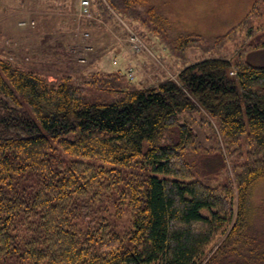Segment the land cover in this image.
<instances>
[{
	"label": "trees",
	"instance_id": "trees-1",
	"mask_svg": "<svg viewBox=\"0 0 264 264\" xmlns=\"http://www.w3.org/2000/svg\"><path fill=\"white\" fill-rule=\"evenodd\" d=\"M100 76L118 79L117 86L122 78L119 73ZM128 81H133L130 75ZM52 84L0 59V180L14 191L20 173L37 176L30 183L25 179L23 198L18 194L5 202L0 188V254L20 255L27 264H207V250L231 219L226 202L209 186L186 182V172L175 168L176 154L193 141L180 117L202 112L218 119L226 141L248 128L264 151V67L205 59L187 65L175 79L124 88L114 101L103 103L85 102L82 84L73 76ZM55 143L71 155L99 157L114 166L143 159L150 174L129 192L136 216L131 247L122 248L117 235L102 229L106 226L96 228L93 184L72 169L83 165L68 168L62 160L63 178L54 164L60 159L50 156ZM248 194L245 190L241 215ZM17 220L22 226H14ZM245 221H237L225 247L232 239L245 242L244 236L235 238ZM17 227V232L27 228L26 238H15Z\"/></svg>",
	"mask_w": 264,
	"mask_h": 264
},
{
	"label": "rangeland",
	"instance_id": "rangeland-1",
	"mask_svg": "<svg viewBox=\"0 0 264 264\" xmlns=\"http://www.w3.org/2000/svg\"><path fill=\"white\" fill-rule=\"evenodd\" d=\"M80 1L0 0V59L40 74L52 85L73 76L75 83L82 84V99L92 103L112 102L114 94H121L124 88L175 79L187 65L205 59L252 62L264 67V0H110L112 5L106 0H89L88 17L80 16ZM133 34L142 43L140 52H135L129 43ZM124 50L140 62L139 67L134 66L144 75L141 85L128 81V71L120 75L118 86V79L100 76L117 74L113 70L120 63L113 56ZM180 118L191 130L193 141L176 154L175 168L186 172V182L209 186L226 202L231 219L207 250L205 262L209 264L217 258L218 264H225V258H231L233 264H264V151L257 149L248 128L241 136L226 141L218 119L202 112L183 113ZM55 144L50 156L60 159L54 163L60 173L74 167L73 163L81 164V168L72 169L84 173V183L93 184L92 216L99 221L96 228L106 226L102 229L117 235L122 248L131 247L136 216L129 192L131 186L139 185L150 174L143 159L114 166L99 157L71 155ZM256 174L259 177L253 178ZM36 177L33 172L20 173L15 178L14 191L0 180V188L6 192L2 198L9 202L18 194L26 197L25 187ZM245 190L249 192L246 214L241 215ZM241 218H246V227H241L238 231L243 230V234L237 231L235 238L244 236L246 243L235 244L232 239L225 247ZM14 224L22 226L20 220ZM25 224L28 226L26 221ZM18 229L12 232L19 241L20 235L26 238L28 231L20 227V234ZM0 264L27 262L20 255L0 254Z\"/></svg>",
	"mask_w": 264,
	"mask_h": 264
},
{
	"label": "crops",
	"instance_id": "crops-1",
	"mask_svg": "<svg viewBox=\"0 0 264 264\" xmlns=\"http://www.w3.org/2000/svg\"><path fill=\"white\" fill-rule=\"evenodd\" d=\"M109 53H111V51H108V54ZM129 53H130L129 51L124 50L123 54H121V55L116 54V56L115 55L113 56V59L115 60V62L118 61L120 63L119 67L116 68V70L114 69L113 71H115L117 74L119 73V75H121V76H122V74H125L127 71L131 72L130 77H133L134 82L139 84V83L143 82L144 75L142 73H140L139 71H137L135 66L139 67L140 62L137 60L136 57L130 58ZM101 65H102V62H101ZM108 72L113 73L111 71H108ZM139 85H141V84H139Z\"/></svg>",
	"mask_w": 264,
	"mask_h": 264
},
{
	"label": "built area",
	"instance_id": "built-area-1",
	"mask_svg": "<svg viewBox=\"0 0 264 264\" xmlns=\"http://www.w3.org/2000/svg\"><path fill=\"white\" fill-rule=\"evenodd\" d=\"M91 2L89 0H81L80 1V7H79V13L81 17H88L91 15ZM21 25H25V23H22ZM88 37L89 35L86 34ZM85 35V36H86ZM130 45L132 46L133 50L135 52H140L142 50V43L138 36L133 34L129 40Z\"/></svg>",
	"mask_w": 264,
	"mask_h": 264
}]
</instances>
